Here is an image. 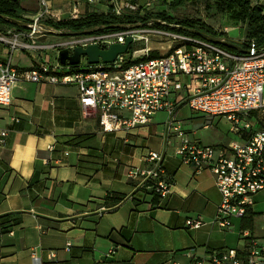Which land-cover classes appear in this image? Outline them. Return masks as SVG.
Segmentation results:
<instances>
[{
    "label": "crops",
    "instance_id": "0c3cea01",
    "mask_svg": "<svg viewBox=\"0 0 264 264\" xmlns=\"http://www.w3.org/2000/svg\"><path fill=\"white\" fill-rule=\"evenodd\" d=\"M122 1L137 4L141 12L161 2L117 3ZM47 2L48 14H42L41 0L21 5L23 16L38 18L45 30L34 35L42 45L57 44L64 40L57 36H65L64 30L47 25V19L74 18L76 5L80 17L107 13L114 7L109 0ZM23 28L25 33L30 29ZM9 56L24 69L59 60L58 48L11 53L0 42V59ZM185 103L177 102L173 116L159 111L165 113L164 118L153 116L150 123L129 133L105 132L96 117L83 114L75 85L16 82L11 104L0 105V131L8 130L5 143H0V264H214L209 260L211 251L234 247L244 253L251 238L264 249V214L256 216L253 205L254 228L248 229L249 236L241 234V218L228 228L217 226L214 219L221 195L214 174L209 168L196 172L177 154L178 146L175 155L180 157L168 154V136L179 137L173 131L166 138L165 133L156 132L158 127L170 132L171 120L181 125L177 114ZM202 117L204 127L215 119L217 125L220 121L228 124L206 144L245 138L225 117ZM187 132L193 141L203 143L196 130ZM151 150L164 153L165 170L173 177L170 192L163 198L150 183L142 184L140 176H128L133 166H150L144 156ZM108 192L124 198L111 205ZM260 194L264 196V189L255 199ZM196 216L204 224L198 229L187 227L186 220ZM50 250L56 252L54 258H49ZM257 264H264V259Z\"/></svg>",
    "mask_w": 264,
    "mask_h": 264
},
{
    "label": "built area",
    "instance_id": "2783aa9c",
    "mask_svg": "<svg viewBox=\"0 0 264 264\" xmlns=\"http://www.w3.org/2000/svg\"><path fill=\"white\" fill-rule=\"evenodd\" d=\"M47 1L41 0L44 6L42 14L50 12ZM109 1L114 4L111 11L118 15L145 13L129 1ZM252 2L264 5V0ZM73 12L74 18L80 17L77 5ZM28 25L30 29L26 33L23 27L0 30V42L10 47L11 53L15 49L37 52L52 47L58 48V52L65 48L69 54L77 46L90 44L107 49L113 43H125L129 35L133 42L126 53L119 54L110 63H89L87 57L81 55L77 64L69 60L62 63L59 58L56 62L43 61L24 69L12 63L11 56L8 60L0 59V105L11 104L14 84L21 80L73 84L78 89L85 116L96 117L105 132L129 133L150 123L159 111H167L173 116L177 102L185 100L195 112L227 118L240 136L245 135V138L225 144L204 145L185 137L186 132L174 120L169 123V129L182 139L176 151L182 160L196 172L209 168L214 174L221 195L215 224L228 228L235 218H242L247 209L253 207L255 195L264 189V48L258 49L254 39L249 45L243 44L250 49L245 53L227 50L202 37L154 28V32L170 33L182 43L173 48L169 45L168 51L157 57H148L152 51L149 47L134 50V57H129L130 47L140 37L139 30H136L138 27L81 35L64 34L66 39L61 42L42 45L34 36L39 32L45 33L40 28L39 19L30 20ZM148 26L139 28L147 29ZM27 37L32 38L30 43L26 42ZM136 53L140 54L135 56ZM181 91L184 92L182 97ZM7 134V129L0 131L1 144L5 143ZM164 159V153L148 151L144 160L150 166H133L129 168L128 176H140L142 184L150 183L153 191L163 198L173 184V177L165 170ZM203 224L199 216L190 217L185 222L187 227L194 229ZM241 234L249 236L250 231L242 229ZM48 256L54 258L56 252L50 250ZM263 259L264 249L253 238L244 253L230 247L213 250L209 255L214 264H257Z\"/></svg>",
    "mask_w": 264,
    "mask_h": 264
},
{
    "label": "trees",
    "instance_id": "16d2710c",
    "mask_svg": "<svg viewBox=\"0 0 264 264\" xmlns=\"http://www.w3.org/2000/svg\"><path fill=\"white\" fill-rule=\"evenodd\" d=\"M185 0H173L170 2L172 8L184 3ZM218 13H225L231 11L234 19L245 23L247 26V39L243 41L244 45H249L250 40L254 39L258 49L264 48V5L253 3L252 0H215L214 2ZM10 19L21 20L26 23L30 21L29 18L23 16V8L19 0H0V30H5L10 27H19L18 24L12 22ZM47 25H50L58 30H64L63 35L69 33L79 32L85 29L98 27V31H117L129 27H145L151 26L156 29L189 35L194 37H201L198 34H193L189 30H200L219 38L232 39L226 33L215 29L200 19L192 18H178L169 14L166 10L159 12L146 11L143 15L136 13H124L118 15L109 10L107 13L92 12L85 16L78 18H65L59 20H46ZM106 26H110L107 27ZM223 48L236 51L234 48L220 45ZM132 51V46L129 52ZM160 53L152 50L148 57H157ZM124 198L123 194L116 192H108L106 199L111 205L118 204ZM255 213L252 208H248L244 216L241 218L242 229L254 228Z\"/></svg>",
    "mask_w": 264,
    "mask_h": 264
},
{
    "label": "rangeland",
    "instance_id": "374dc122",
    "mask_svg": "<svg viewBox=\"0 0 264 264\" xmlns=\"http://www.w3.org/2000/svg\"><path fill=\"white\" fill-rule=\"evenodd\" d=\"M31 1L34 0H19L20 4L25 6L29 5ZM214 2L215 0H185L183 4L177 6L176 8H172L170 2L167 1V3L164 4L163 1H161L156 2L154 6L150 8V11L159 12L162 10H166L169 14L178 18L200 19L205 21L207 24L214 27L215 29L225 32L226 35L232 39L246 41V24L234 19L231 11L225 13H218ZM148 27L149 28L147 29L139 27L136 28V30H139L138 33L140 37L139 40L132 44V52L128 53L129 57H134V50H139L144 47L152 48L151 50H156L157 52L162 54L168 51L169 45H171L173 48L182 43L178 39L174 38V36L170 33L163 31L154 32V28H152L151 26ZM142 36H146L147 39L143 38ZM57 38L65 39L66 37L57 36ZM138 54L140 53H136L135 56H137ZM18 57L19 54L15 52L14 58L17 59ZM154 116L157 120L162 119L164 118L165 113L160 112L155 114ZM177 118L182 120L181 127L184 131H186L185 137H190V133L187 132L188 129L196 130L197 135L201 137V139L203 140L202 144L204 145H207L205 141L216 137L218 132H220L221 128L225 130L228 127V124H225L224 121H220L217 125L218 119H215V122L211 123L208 127H204V118L202 117V113L194 112L190 108L188 103H185L183 105L182 109L177 114ZM175 124H178V122L175 121ZM156 132L159 134L165 133L164 136L166 138L168 134L172 133V130L168 132L166 129V131L164 132L162 127H158ZM156 137V139H158V136ZM179 138H173L171 135L168 136V154L180 157L179 155H175L176 146L179 147L182 144V139L180 138V140ZM189 139L192 140L191 137ZM176 141H178V143ZM254 207L257 211L256 216L259 217L264 214V196H262V194L256 196Z\"/></svg>",
    "mask_w": 264,
    "mask_h": 264
},
{
    "label": "water",
    "instance_id": "95a60500",
    "mask_svg": "<svg viewBox=\"0 0 264 264\" xmlns=\"http://www.w3.org/2000/svg\"><path fill=\"white\" fill-rule=\"evenodd\" d=\"M10 20L23 27L29 26L28 23L21 20H15V19H10ZM107 27L110 26H106V28ZM100 29L101 28L94 27L79 32L69 33L68 35L89 34L98 31ZM189 31L193 34H198L199 36H201L202 38L208 41L234 48L239 52H245V53L250 52V49L243 46V41L241 40L219 38L207 34L205 32H202L200 30L191 29ZM132 42H133V37L129 35L126 38L125 43H113L107 49H101L97 44H90L86 47L77 46L74 49V52L72 54H69V51L64 48L59 51V58L62 63L66 62V60H69L70 63L77 64L80 60L81 55H84L87 57V61L89 63H99V61L103 63H110L113 62L119 54L126 53ZM103 258H108V256H104Z\"/></svg>",
    "mask_w": 264,
    "mask_h": 264
}]
</instances>
